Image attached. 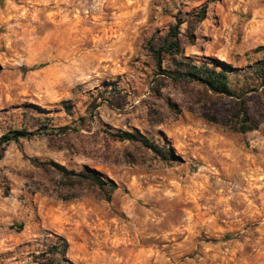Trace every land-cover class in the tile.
Instances as JSON below:
<instances>
[{"label":"rangeland","instance_id":"obj_1","mask_svg":"<svg viewBox=\"0 0 264 264\" xmlns=\"http://www.w3.org/2000/svg\"><path fill=\"white\" fill-rule=\"evenodd\" d=\"M176 21L197 65L241 73L264 55V0H0V135L37 117L50 127L0 158V264H37L59 238L71 264H264V85L239 76L236 98L165 77L172 54L157 65L149 47ZM239 99L250 130L230 129ZM33 159L93 169L116 188L108 200L61 188Z\"/></svg>","mask_w":264,"mask_h":264},{"label":"trees","instance_id":"obj_2","mask_svg":"<svg viewBox=\"0 0 264 264\" xmlns=\"http://www.w3.org/2000/svg\"><path fill=\"white\" fill-rule=\"evenodd\" d=\"M196 21H200L204 17V10L200 9L195 14ZM179 24L180 21H176L173 26H171L162 38L160 45L157 48L150 46L149 50L156 60V64L159 65V58L161 53L172 54V62L170 69H161L165 77L169 78L172 81H194L210 92L223 95L227 97H236L244 93L243 86L238 85L236 80L243 78L247 81L251 77L252 83L244 82L246 86L254 84L255 86L264 85V55L254 61L252 64L248 65L245 70L241 73H236L234 68L227 62L211 60L207 62H202L201 64H195L187 60V57L182 56L177 41V35L179 33ZM176 55V56H175ZM231 77H235V81H232ZM64 110L69 113L68 101H60ZM237 108L233 114V118L237 119L239 125L235 120L231 124L230 129L235 131H246L254 128V123H252L251 117L246 113V110L243 106L242 100L236 102ZM209 117L207 114L203 113V116L211 121L217 122V118L212 114ZM45 117H37L36 123L37 126L33 130H28L24 127L22 128H13L9 129L5 133L0 135V158L3 155L5 146L10 142L17 141L20 138H30L39 132L47 133L48 127ZM76 130L74 125H62L56 128L57 133H66L69 131ZM109 135L117 140H125L129 142H136L149 148L153 151H160L168 154V149L161 148L158 149V146L150 141L148 138L144 137L137 130L127 131V130H116L110 132ZM172 159H177L171 153L169 154ZM39 165L47 167L53 171L54 174L58 177V184L61 188H72L75 185H88L98 189L103 197V199L108 200L111 193L115 190L116 184L113 180L102 176L99 172L90 169V168H81L79 170L68 169L63 165H60L54 161H37ZM74 197V194H60L59 198L66 200ZM20 225H18V228ZM67 249V243L64 239L59 238L58 243L49 244L44 251L39 253L36 260L37 264H71L68 260L65 259V251Z\"/></svg>","mask_w":264,"mask_h":264}]
</instances>
